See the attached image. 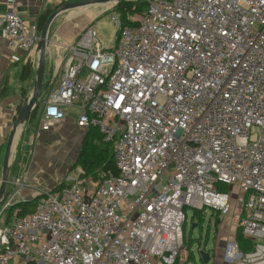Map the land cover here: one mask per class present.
<instances>
[{"label":"built area","instance_id":"2783aa9c","mask_svg":"<svg viewBox=\"0 0 264 264\" xmlns=\"http://www.w3.org/2000/svg\"><path fill=\"white\" fill-rule=\"evenodd\" d=\"M145 1L134 25L110 12L114 44L91 22L66 46L40 119L48 130L75 112L113 143L119 175L93 182L78 167L70 183L37 189L22 217L17 181L0 206V264H173L189 253L186 208H210L219 229L231 187L223 259L264 264L237 240L264 250V0ZM0 25L9 46H37V23L16 6Z\"/></svg>","mask_w":264,"mask_h":264},{"label":"crops","instance_id":"0c3cea01","mask_svg":"<svg viewBox=\"0 0 264 264\" xmlns=\"http://www.w3.org/2000/svg\"><path fill=\"white\" fill-rule=\"evenodd\" d=\"M68 1L77 0H0V16H4L12 6H16L18 13L25 21L37 23L38 25L39 17L42 13L53 11L59 5ZM96 9L88 11L76 10L65 16L61 13L53 20L50 26L43 89L38 103L40 104L38 115L33 121L30 122L28 120L26 125L21 127L12 150L9 176L11 181L7 186V190L13 191L17 189V181H24L26 187L21 190L22 199H33L37 195V189H54L62 183H70L72 179L70 175L73 170L72 166L78 159L88 130L78 127L75 112L64 120L54 122L48 130L41 129L40 119L45 101L48 99L52 89L59 83L58 78L66 61V46L73 42L80 31L91 22L96 24L97 27V20L100 16L97 17V13L94 14ZM95 17L97 19L94 20ZM2 30L3 26L0 25V179L2 177L8 140L13 130L16 116L21 109L24 98L31 96L33 92L38 66L37 46L31 51L11 47L4 39ZM39 32L41 33V31ZM29 57H31L34 64L33 73L30 78L23 79L24 63ZM51 135L74 139L71 140L73 147L70 149L69 154L66 155L65 153V156H67V158H64V160H67L65 165L58 163L57 166V161H50V158L47 157V150L42 143L48 144ZM27 146L31 148V151L25 154L24 150ZM89 178L93 182H97L93 177L89 176ZM225 221L229 224V228H225L224 233H222ZM224 222L219 229L220 233L226 236L229 231L236 228L233 225L230 226L231 222H233V215L228 216ZM261 253L260 251L257 254Z\"/></svg>","mask_w":264,"mask_h":264},{"label":"rangeland","instance_id":"374dc122","mask_svg":"<svg viewBox=\"0 0 264 264\" xmlns=\"http://www.w3.org/2000/svg\"><path fill=\"white\" fill-rule=\"evenodd\" d=\"M116 4L117 3H105V4L91 5L81 9H75L73 11L64 12L63 15L64 16L67 14L70 15L72 12H75L76 10L88 11L90 9L97 8L96 10H94L95 12L94 14L97 13L98 15L97 17L100 16L99 19L97 20V31L100 34L104 44H114L116 40V28L109 20V13L113 11ZM97 17H95L94 20L97 19ZM71 140L74 139L70 137L63 138V136H59V135H51V139L48 141V144L42 143L45 146V149L47 150L46 154L47 157L50 158V161L53 162L57 161V166L58 163L65 165L67 161L64 160V158H67V156H65V153L66 155H68L70 149H72L73 147ZM112 150L113 149H110L111 153ZM30 151L31 148H29V146L25 147L24 150L25 154ZM11 163H12V157H11ZM76 164H77V159L73 163V166ZM70 175L72 177L74 176V170H72ZM93 179H96V177L93 176ZM230 190L232 193V201L234 204L233 212H232L233 215L234 212H237L236 194L238 193V190L235 187H231ZM186 215H187V221L184 225L185 244L187 245V247H189L188 249L189 252L191 250L193 251L192 253L194 257H192L193 255L191 252L189 253V256H187L186 250L184 248H181L179 251L180 256H178V258L176 259L175 262L177 263L175 264H204L200 259L199 249L209 251L212 255L214 254L215 250L218 253V256H213L211 262H209L208 264H235L232 262H227L226 260L223 259V246L227 241L228 237L230 235H233L234 230L230 229L231 231L228 232L229 234L223 236V234L220 233V230L216 228L215 220L212 219L210 208L197 211L190 207H187ZM193 223L198 224V226L195 229H192ZM223 225L225 227L223 228L222 233H224L225 228H229V224H227V221H225ZM231 225L236 227L237 223L233 221L231 222L230 226ZM259 243H263V242H259ZM258 250H259L258 246H254V248L250 253L251 256L256 255L258 253ZM256 256L258 258L257 262L264 259V250L262 251L261 254H257ZM245 258L247 260L251 259L248 258V256H246Z\"/></svg>","mask_w":264,"mask_h":264},{"label":"trees","instance_id":"16d2710c","mask_svg":"<svg viewBox=\"0 0 264 264\" xmlns=\"http://www.w3.org/2000/svg\"><path fill=\"white\" fill-rule=\"evenodd\" d=\"M147 8H148V3L145 0H123L118 2L113 10L121 15L123 21L126 24L134 25L136 22H132L130 17L134 15L142 16L146 14ZM52 12L53 11H46L40 15L38 22L39 31L42 30L46 20L48 19V17ZM33 65L34 64L31 57L25 60L24 68L22 72L23 79H27L31 77L33 73ZM39 106L40 104L36 106L35 110L31 114L29 118L30 122L37 117ZM109 148L113 149L112 142H107L105 140L104 135L98 129H89L87 132L86 139L82 144L81 151L77 159V164L74 165L72 169L75 170L78 167H81L85 172V177L94 176L96 177V179L94 180L97 181L100 179V175L103 172L112 171L113 174L119 175V170L117 168L116 159L113 150L111 153ZM64 184L66 183H62L61 185ZM35 206H36V202L19 204L17 206L19 208L18 215L22 217L32 213L35 210ZM215 224H216V228L218 229V225L220 224V219L219 220L216 219ZM237 240L240 249L245 253H250L255 246V244L251 240L245 238L240 231H238L237 233ZM189 253L187 254V256H189ZM192 257H194V255Z\"/></svg>","mask_w":264,"mask_h":264},{"label":"water","instance_id":"95a60500","mask_svg":"<svg viewBox=\"0 0 264 264\" xmlns=\"http://www.w3.org/2000/svg\"><path fill=\"white\" fill-rule=\"evenodd\" d=\"M123 0H77V1H68L64 2L63 4L59 5L53 12L50 14L48 19L46 20L39 37V42L37 45V53H38V66L36 69V78L33 85V92L31 96L25 97L23 104L21 106L20 111L16 116V120L13 125V130L8 140L6 153L4 157L3 163V171L2 177L0 179V206L4 202L5 199L8 198L10 195V190H7V186L10 183L9 175H10V167H11V157H12V150L13 145L16 137L18 136L21 127H23L26 122L29 120L32 112L36 108L39 103V100L42 95L43 89V81H44V74H45V61H46V51L47 45L49 42V30L53 20L61 13L72 11L75 9H81L84 7H88L91 5L97 4H105V3H118ZM55 189V188H54ZM53 189V190H54ZM39 195L37 194L33 199H21L18 202L14 203L13 206L16 207L22 203H30L35 202ZM198 226L197 223L192 224V229H195ZM191 252H193L191 250ZM200 259L204 264H208L211 260V256L207 251L199 249Z\"/></svg>","mask_w":264,"mask_h":264}]
</instances>
